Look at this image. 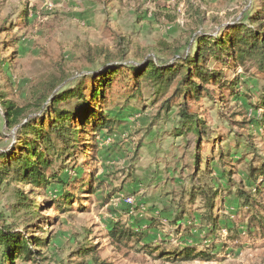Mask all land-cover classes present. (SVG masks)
Listing matches in <instances>:
<instances>
[{
  "label": "rangeland",
  "instance_id": "rangeland-1",
  "mask_svg": "<svg viewBox=\"0 0 264 264\" xmlns=\"http://www.w3.org/2000/svg\"><path fill=\"white\" fill-rule=\"evenodd\" d=\"M188 3L193 7L187 11ZM263 5L264 0H0V153L20 148L17 127L7 126L2 104L24 107L23 121L37 117L35 99L50 91L46 82L63 73L65 81L55 93L100 71L102 59L94 64L85 60L87 46L123 50L124 59L112 62L119 65L139 64L144 58L164 61L163 44L185 57L193 54L200 36L218 37L237 23L258 29L248 17ZM205 66L236 83L232 91L207 84L208 95L189 100V111L204 121L200 143L181 126L182 98L173 88L157 98L150 84L136 92L125 77L111 84L97 108L118 122L109 131H81L73 154L54 161L51 171L66 188L53 182L39 189L13 181L0 187V225L49 239L39 256L15 258L13 264H70L69 256L82 246L92 247L105 264H264V231L246 229L250 214L235 194L238 188L251 189L248 168L264 162V76L250 62L229 68L209 58ZM91 80L85 79L83 86L87 99ZM164 101L168 110L162 108ZM75 104L72 98L60 106L71 109ZM223 168L230 183L221 176ZM201 183L216 188L214 233L203 217V201L188 195ZM64 191L70 196L59 210L48 201H62ZM21 193L35 199L31 217L38 229L28 228L22 212L12 210ZM259 204L264 207V196ZM182 208L195 220L183 216L175 229L169 221ZM117 220L144 233V241L118 246L107 236V227ZM189 246L211 259L176 260ZM85 262L91 264L88 258Z\"/></svg>",
  "mask_w": 264,
  "mask_h": 264
},
{
  "label": "trees",
  "instance_id": "trees-1",
  "mask_svg": "<svg viewBox=\"0 0 264 264\" xmlns=\"http://www.w3.org/2000/svg\"><path fill=\"white\" fill-rule=\"evenodd\" d=\"M141 1L143 0H134L136 4ZM192 7L193 5L188 3L187 11ZM248 19L251 24L258 23V29H253L243 23H237L228 26L225 32L218 37L200 36L196 39V46L192 55L187 54L185 57H179L177 50L163 44L161 53L167 55L169 59L174 57L172 63L168 58V60L159 63H156L153 58H144L140 60L139 64L129 62L125 65H119L112 62L116 59H124L123 50L113 52L102 45L87 46L84 55L85 60L90 64H94L102 59L100 71L87 75L76 84L64 87L62 91L55 93H52V91L56 86L65 81L63 73L55 80L46 82L45 86L50 91L45 93V96L40 95L35 99L38 101L37 112H40L37 117L23 121L25 119L23 117L24 107H18L12 101H5L2 104L5 110V122L8 127H17V145L20 148L18 152L0 153V187L8 181H13L28 184L32 188L38 187L39 189L55 182L63 185L64 188L67 183L56 172L51 171L54 161L73 154L74 148L79 146L81 131L85 133L86 128H90L92 134L103 129L109 131L118 122L110 114L97 111V108L104 100L105 91L111 87V84L114 81L121 82L125 77L133 82L132 89L136 92L140 91L143 83L150 84L155 88L157 98L173 88V94L178 98H182L178 112L181 126L185 127L187 131L193 132L197 142L200 143L204 135V121L197 114L189 111V100H198L204 94L208 95L207 84L218 90L228 87L232 91V87L236 83V79H224L221 70L207 68L205 66L207 60L212 58L229 68H232L231 64L237 65L250 62L256 68V73L264 76V5ZM124 69L126 71H123ZM88 78L92 80L87 99L83 86L85 85V79ZM261 93L260 104L264 107V87ZM72 98L76 100V104L71 109L60 106L63 101ZM168 107V101H164L162 108L168 110ZM179 134L181 135V133H177V135ZM199 151L200 147L198 146L197 153ZM198 156L195 157L196 164L199 161L197 160ZM223 156H225L224 153L220 151L219 158ZM221 176L227 183H230L228 170L223 168ZM247 180L252 182L251 189L238 188L235 192L241 209L250 214L246 229L249 231L256 226L259 231H264V207L259 204V198L264 196V162L258 166L248 168ZM192 191L194 192L189 191L188 195L193 198L192 200H194V197L199 196L203 201V217L209 223V231L214 233L216 221L212 215V210L216 206L214 205L216 188L201 183ZM45 196L50 198L48 194H45ZM69 196V192L64 191L61 195L62 201L51 199L48 202L52 203L55 208L63 210L65 209L64 202H67ZM15 198L16 202L12 207L13 212H22L23 223L27 227L30 226L28 228L38 229L39 227L34 224L35 217H31L34 216V212L37 210L35 199L22 193L16 195ZM186 213L188 211L182 208L173 216L172 220L169 221L173 228H178L183 216H186L189 221L195 220L191 214L186 215ZM0 218H2L1 214ZM32 233L31 235L20 234L14 232L11 226L1 224L0 264H13L15 258L30 260L35 254L39 256L41 254L40 249L49 243V239L36 237ZM107 236L118 246L127 245L131 241L138 244L144 241L145 238V234L140 230L129 227L119 220L113 221L107 227ZM32 244L37 246L38 249H32L30 247ZM160 254L165 255L167 253L164 254L161 251ZM73 257H77L81 261H74V259H71ZM87 258L90 259L91 264H105L104 261L99 260L92 247L87 248L86 246L79 247L74 251L69 256L68 262L70 264H86L85 260ZM183 258H200L209 261L211 254L205 253V251H196L189 246L179 252L176 260Z\"/></svg>",
  "mask_w": 264,
  "mask_h": 264
},
{
  "label": "built area",
  "instance_id": "built-area-1",
  "mask_svg": "<svg viewBox=\"0 0 264 264\" xmlns=\"http://www.w3.org/2000/svg\"><path fill=\"white\" fill-rule=\"evenodd\" d=\"M125 202L130 205V203L132 202V200L130 198H126L125 199Z\"/></svg>",
  "mask_w": 264,
  "mask_h": 264
}]
</instances>
